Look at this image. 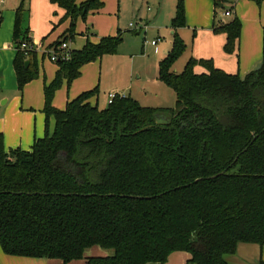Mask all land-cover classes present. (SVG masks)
I'll return each instance as SVG.
<instances>
[{"label":"trees","instance_id":"16d2710c","mask_svg":"<svg viewBox=\"0 0 264 264\" xmlns=\"http://www.w3.org/2000/svg\"><path fill=\"white\" fill-rule=\"evenodd\" d=\"M213 1V30L225 33L223 49L232 53L241 22L237 16L217 22L226 0ZM50 2L69 20L50 45L57 51L73 39L78 18L85 21L103 7L102 0ZM28 15L21 4L15 10L19 90L38 76L35 51L21 49L32 42ZM185 24L184 4L177 0L172 46L157 73L175 95L173 107L143 106L116 94L100 108L90 102L97 87L68 100L63 109L52 105L63 81L69 86L84 64L115 54L120 36L87 39L55 62V75L43 86L51 133L35 139L29 150H6L0 134L5 254L66 264L98 246L110 253L87 256V264H162L174 251L188 252L190 264H229L224 256L235 253L238 244L264 245V28L261 66L239 76L211 59L193 57L174 71L185 47L176 30ZM196 65L205 71L195 72Z\"/></svg>","mask_w":264,"mask_h":264},{"label":"crops","instance_id":"0c3cea01","mask_svg":"<svg viewBox=\"0 0 264 264\" xmlns=\"http://www.w3.org/2000/svg\"><path fill=\"white\" fill-rule=\"evenodd\" d=\"M28 1L30 9H32V12L28 15L29 36L32 41L34 40L36 43L42 44L49 38L50 35L48 30L52 25L50 22L52 9H57V11L54 12L55 16L58 15V11L64 15V10L56 4L51 3L50 0ZM38 1L43 5V10L39 14H37L34 9V4ZM115 1L116 0H102L103 7L99 11L89 12L86 20L83 21L84 26L81 29H76L75 32L77 31L82 33L81 36L85 37V40L88 39L91 42H97L101 36L114 33L117 25L116 13H120L119 7L116 9ZM23 2V0H0V134L2 135L4 148L6 150L14 148L29 150L35 139L43 137L41 127L42 115L40 114V109L44 105L43 86L44 83H48L53 79L57 69V65H55L53 75L46 79L44 62L42 60L39 62V59L37 60L36 58L38 76L23 86L22 100L20 103L15 100L10 103V96H8V93L14 92L15 85L17 83L13 65L16 50L13 48L14 46L12 44L14 16L16 8L20 4L24 6ZM225 3H229L231 9L226 8L225 10H220V16L217 17V22L225 23L234 16H237L241 22L240 36L237 41L235 51L232 53H226L223 49L226 40L225 33L213 30L214 1L185 0L186 21L188 24L198 27L199 30L196 32L200 33L199 48L196 47L194 56H191L196 59H211L214 66L224 70L225 72L244 76L246 73L253 70L262 59L264 0H262L259 5L251 0H226ZM191 6L195 11L196 19H194L190 14ZM227 10L230 12L229 15L224 14ZM29 11L30 10H28V12ZM38 17L41 22L40 32H37L38 27L35 21ZM62 20L64 21L66 19L63 18ZM62 20L53 24V30L60 28L57 34V39L69 26L67 24H65V26H59L60 21ZM147 25L148 24L146 23V27ZM44 33L46 34L41 38H37L35 36L37 34L43 35ZM171 33H173V30H171ZM157 38H159V41L155 44L146 42L147 46L152 47L154 51L157 50L158 43L162 40L160 36H157L155 39ZM55 39L56 38L48 40V46H50ZM39 40L41 41L39 42ZM70 41L73 42L74 39ZM70 41H67L68 47L73 49L70 45ZM168 50V48H165L164 52L167 53ZM95 61L96 60L84 64L80 69V75L70 83L68 88L70 89V87H72V92L66 94L65 105L68 100H71L81 92L86 91L84 87L80 85L83 72L86 67L94 65ZM194 70L198 73L205 71V69L199 65H196ZM38 78L42 80V87L38 85L36 81ZM152 79L156 82H160L157 78V74L152 77ZM58 90L54 92L52 105L56 108L63 109L65 107L63 104L64 101L57 100L55 96ZM31 92L36 97L31 98ZM128 94L129 96L131 95L130 93ZM42 95L43 105L41 99ZM5 96H7V98L2 99ZM136 98L140 99L138 96H136ZM94 99L95 97L90 99L92 104L95 103ZM18 103L20 104L19 106ZM49 119L52 123H54L52 118ZM107 254L108 253L100 247L99 249H96V246H92L88 251H86L84 258L73 259L66 264H87L85 257L105 256ZM227 256H231L230 261L233 260L234 264H264V245L260 246L255 243H240L238 244L235 253ZM189 257L190 254L186 251H174L169 254L167 260L162 264H190L188 263ZM228 263L231 264L230 262ZM0 264L64 263L61 259L56 258H30L8 255L5 254L0 247ZM146 264L160 263L148 262Z\"/></svg>","mask_w":264,"mask_h":264},{"label":"rangeland","instance_id":"374dc122","mask_svg":"<svg viewBox=\"0 0 264 264\" xmlns=\"http://www.w3.org/2000/svg\"><path fill=\"white\" fill-rule=\"evenodd\" d=\"M23 1L24 7L30 10L29 13H31L32 9L29 7V1ZM182 1L186 14L185 0ZM115 2L116 9L117 7L120 9V13H116L117 25L115 32L105 36H120L121 42L115 54L102 55L96 59L94 65L85 68L80 85L83 86L85 90L97 87V99L95 97L94 100L100 108L108 104L109 93H116L119 95L124 93L125 95H129L128 93H130V96L143 106L158 108L173 107L175 104V95L173 91L162 82H156L152 77L158 72L159 61L166 55L164 49L168 48L170 50L172 46L173 33H171V20L174 16L176 0H116ZM224 6L225 8L230 7L229 3H225ZM34 9L35 12L39 14L43 10V5L38 1L34 4ZM55 11H57V9H52L50 19L52 25L48 30V32H50L49 38L47 37L48 39L42 44L36 43L34 40L32 41V45L28 44L35 47L37 50L35 51V55L37 56H35V61L37 58L39 62L41 60L44 62L46 79L53 75L56 63L50 61L47 55H44V51L50 48L47 44L49 42L48 40L57 39L60 28L53 30V24L58 23L59 20H62L64 17L60 11H58V15L55 16ZM219 11L217 10V17L220 16ZM190 14L196 19V14L192 6L190 7ZM35 21L38 27L37 32H40L41 22L39 17ZM185 22V26L176 30L177 36H179L185 44L184 50L172 65V69L177 72L183 69L186 61L192 57L191 55L194 56L195 49L196 47L199 48L200 42V33H197L199 28L188 24L186 18ZM146 23L148 24L147 27ZM65 24L69 25V20L60 21L59 26H65ZM83 26V20L78 18L75 22V30L81 29ZM45 34L46 33L43 35L37 34L35 36L41 38ZM81 35L80 32H77L73 37L74 41L71 42L69 40L73 49H80L84 45L86 40L85 37ZM157 36H160L162 40L158 43L157 50L154 51L152 47L147 46L146 42H151ZM62 39L63 38H60V40ZM40 41L41 40H39V42ZM13 42L12 44L14 46ZM36 81L38 85H42V80L40 78ZM58 89L55 95L56 99L64 101L63 104L65 105L66 94L72 92V87L69 89L67 83L63 82ZM22 91L23 89L19 90L16 83L14 92L8 93V96H10V103L14 100L20 103L22 100ZM136 96L140 99L136 98ZM30 97L34 98L36 96L31 92ZM5 98H7V96L2 99ZM41 99L43 105V95ZM19 103L18 106L20 105ZM40 114L42 115L41 127L44 136L46 132L51 133L53 123L49 119L46 124L43 106L40 109ZM96 249H99V247L96 246ZM106 252L110 253L109 251ZM224 258L227 262L234 264L233 260L230 261L231 256L225 255Z\"/></svg>","mask_w":264,"mask_h":264},{"label":"built area","instance_id":"2783aa9c","mask_svg":"<svg viewBox=\"0 0 264 264\" xmlns=\"http://www.w3.org/2000/svg\"><path fill=\"white\" fill-rule=\"evenodd\" d=\"M225 15H229L230 12L227 10L224 12ZM157 41H159V38L152 40L151 44H155ZM31 43H22L21 44V49L27 50V51H37L35 47H32L31 45H28ZM57 50H55L53 47L49 48V50L44 51V55H47L50 61L56 62L57 60L60 59H67L70 55V48L68 47L67 42L63 41L57 46ZM124 95V94H121ZM116 93H109L108 94V103H111L112 100L115 98Z\"/></svg>","mask_w":264,"mask_h":264},{"label":"water","instance_id":"95a60500","mask_svg":"<svg viewBox=\"0 0 264 264\" xmlns=\"http://www.w3.org/2000/svg\"><path fill=\"white\" fill-rule=\"evenodd\" d=\"M219 6H222V4L220 3ZM28 65V61H25V66ZM261 66V62H259L255 67H254V70H257L259 67ZM142 198V197H140Z\"/></svg>","mask_w":264,"mask_h":264}]
</instances>
